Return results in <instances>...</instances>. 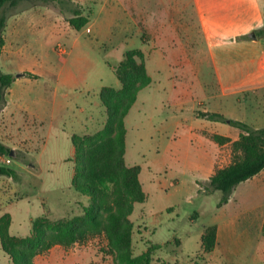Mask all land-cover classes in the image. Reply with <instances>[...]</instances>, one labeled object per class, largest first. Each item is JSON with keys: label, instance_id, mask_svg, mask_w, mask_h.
<instances>
[{"label": "rangeland", "instance_id": "1", "mask_svg": "<svg viewBox=\"0 0 264 264\" xmlns=\"http://www.w3.org/2000/svg\"><path fill=\"white\" fill-rule=\"evenodd\" d=\"M73 1L85 13L92 11L90 22L79 32L70 28L66 8L56 4H24L9 16L31 13L22 24L10 23L0 71L20 81L15 90L17 102L38 116L0 109L1 139L21 151L19 158L0 162L18 175L17 180H10L16 189L15 203L0 213L11 216L9 234L28 236L32 221L40 217L49 222L82 219L89 198L71 185V138L86 150L82 138L102 132L107 117L99 91L102 87L120 89L113 68L125 54L139 52L151 83L138 93L124 120L125 164L140 168L139 181L146 195L131 214L133 255L154 246L152 264H264V172L239 184L220 207L219 192L206 195L201 191L206 150L217 148L214 166L218 168L230 162L231 151L229 143L219 145L208 139L205 129L203 140L196 138L191 144L188 139V127L204 125L208 120L199 118V113L209 108L203 96L184 99L182 95L193 74L189 63L195 62L194 56H171L167 48L160 55L153 52L151 22L157 19L153 0ZM112 4L131 7L126 21L118 18L109 23L106 14ZM136 6L145 12L142 23L135 16ZM234 26L222 25L223 34ZM200 44L205 48L202 36ZM218 47L232 49L233 44ZM213 55L202 57L206 79L215 77L217 49ZM222 125L220 136L238 138L237 129ZM210 226L217 228V242L206 253L201 238ZM105 246L101 237L67 249L55 246L36 257L34 264H113ZM8 262L0 247V264Z\"/></svg>", "mask_w": 264, "mask_h": 264}, {"label": "trees", "instance_id": "2", "mask_svg": "<svg viewBox=\"0 0 264 264\" xmlns=\"http://www.w3.org/2000/svg\"><path fill=\"white\" fill-rule=\"evenodd\" d=\"M24 4H56L66 8L71 15L67 22L76 32L88 25L92 14L91 10L85 13V9L73 0H0V56L5 46V29L10 13ZM253 33L256 39L264 37V25ZM244 38L250 37L246 35ZM113 73L120 89L102 87L99 91V100L107 117L102 132L93 137L82 138L83 146H88L86 150L76 146V141L71 138L74 148L71 185L77 192L89 198L88 206L83 208L82 219L49 222L45 217H40L32 221L28 236L15 238L8 232L9 217L3 215L0 218V245L9 259V264H34L36 257L55 246L67 249L96 237L105 240V252L112 257L113 264H152L150 251L154 246L145 253L133 255L131 214L135 204L145 202L146 195L139 181L140 168L128 167L124 159L125 117L136 102L138 93L148 87L151 80L143 64L142 53L139 52L125 54L119 65L113 68ZM24 75L36 77L31 73ZM13 81L12 75L0 71L1 110L6 105V94ZM199 116L208 121L227 124L239 131L238 138L233 141L217 134L207 135L208 139L219 145L230 144V162L214 170L200 185L201 191L206 195L215 192L221 194L217 205L220 207L230 200L239 184L247 182L264 170V127L255 128L218 113H199ZM11 150L0 139V157L10 159ZM11 157L19 158L16 151H13ZM0 177L18 179L17 173L6 164H0ZM262 230L264 232V217ZM216 240V226L205 228L201 238L204 252L211 253L216 246ZM17 241L19 244L15 243Z\"/></svg>", "mask_w": 264, "mask_h": 264}, {"label": "crops", "instance_id": "3", "mask_svg": "<svg viewBox=\"0 0 264 264\" xmlns=\"http://www.w3.org/2000/svg\"><path fill=\"white\" fill-rule=\"evenodd\" d=\"M165 2L166 0H153L152 3L154 18H157L154 22H151L153 52L160 55L163 54V49L167 48L171 56L184 58L194 56L195 62L189 63L191 65L189 66L190 73L193 74H191V79L188 81L187 89L183 90L184 99H191L192 95L196 97L197 95L203 96L209 108L204 109L202 112L218 113L226 118L242 121L252 127L263 128L264 37L253 39L251 33L264 25V0H167V3ZM142 9L138 6L135 7V16L137 21L141 23L145 19V12ZM129 10H131V7L121 6L118 8L113 4L110 5L106 14L109 23H116L118 18L121 21H126ZM28 15L31 16L30 11L13 15L8 19L5 41H7L10 23L22 24L30 17ZM225 23L235 25L232 28L230 27L228 34H223L224 28L222 25ZM247 34L250 35L249 39L244 38ZM200 36L203 38L205 48L200 47ZM226 43H232L233 48L218 47ZM5 48L6 44L0 60L5 55ZM215 49H217L218 54L217 60L214 61L215 77L206 79L202 74L201 62H204L202 57L214 58L213 50ZM19 83L20 81L15 80L9 87L6 94V105L2 111L6 112L9 109L23 110L27 114L37 116L26 111L17 102L20 98L16 96L15 90L18 89ZM236 111H239V114H236ZM204 122H206L204 125L189 126L187 131L185 130L191 144L194 140L203 138L202 130H206V133L209 134L219 135L224 127L218 122ZM16 132L19 134L18 129H15V134ZM1 141L9 147L5 140L1 139ZM12 150L17 153L21 152L16 147H12ZM206 152L204 160L206 177L203 182L209 178L214 170L218 169L214 166L217 148L213 146L211 150L208 149ZM71 153L70 161L74 156V148H72ZM263 172L264 170L252 179L255 180ZM10 180L11 178L0 177V213L8 205L15 203L13 199L16 198L12 195H16V189L15 185L10 183ZM3 215L9 217L10 227L12 220L10 214L4 213L0 218Z\"/></svg>", "mask_w": 264, "mask_h": 264}, {"label": "built area", "instance_id": "4", "mask_svg": "<svg viewBox=\"0 0 264 264\" xmlns=\"http://www.w3.org/2000/svg\"><path fill=\"white\" fill-rule=\"evenodd\" d=\"M0 162L1 163H9L10 159L8 157L1 156L0 157Z\"/></svg>", "mask_w": 264, "mask_h": 264}, {"label": "water", "instance_id": "5", "mask_svg": "<svg viewBox=\"0 0 264 264\" xmlns=\"http://www.w3.org/2000/svg\"><path fill=\"white\" fill-rule=\"evenodd\" d=\"M251 36H252L253 39H256L254 33H251ZM18 77H19V76H18ZM12 153H13V151L11 150V151H10V155H9V157L12 156Z\"/></svg>", "mask_w": 264, "mask_h": 264}]
</instances>
